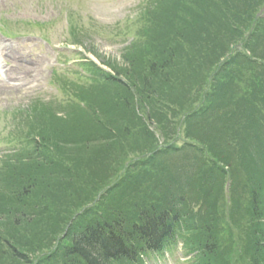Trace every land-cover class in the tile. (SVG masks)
<instances>
[{"label":"rangeland","instance_id":"rangeland-1","mask_svg":"<svg viewBox=\"0 0 264 264\" xmlns=\"http://www.w3.org/2000/svg\"><path fill=\"white\" fill-rule=\"evenodd\" d=\"M236 1L0 0L2 189L8 184L21 188L24 183L21 173L25 167H10L9 163L34 156V144L27 141L29 137L36 135L41 143L52 147L42 139L45 136L58 149L68 152L70 157L84 156L90 146L94 148L93 145H80V140L76 144L69 143V138L62 134L64 128L56 127L64 125L60 123L78 113V108L70 100H75L82 93L83 99L88 96L94 98L102 122L109 123L117 133L112 137V144H106L107 152L115 149L119 151L118 157L121 154L120 157L127 156V159L138 157L126 168L127 173L123 172L116 178L122 181L129 175L135 181L126 196L129 202L134 203L129 206L146 205L152 200L161 206L172 205L170 199L176 202L175 208L182 222L176 225L167 251L162 252L163 257L152 255L146 264H205L206 261L211 264H264V194L251 188L256 184L264 186V168L255 174L254 169L259 165L256 162L255 166L250 161L251 173L247 174L244 165L226 167L215 159V147L220 150L226 147L221 143L228 146L236 144L241 134L253 136L254 130L259 132L261 126L262 137L258 140L253 138L251 142L262 147L261 162L264 163V98L260 104L256 102V110H260L253 114L256 122L243 127L241 134L238 124L232 122L235 114L249 110L256 94L264 97L262 59L244 63L243 58V55H249L245 45L251 33L254 37L250 41L260 48L264 45L263 35L255 30L264 19V0H240L237 6ZM180 24L182 26L178 27ZM179 28L192 29V34L186 36L187 42L200 31L202 37L208 35L206 39H215L217 53L221 52L220 43L229 49L221 59L218 58L221 66L204 80L199 94L194 96L191 93L186 100L181 96L189 88L186 89L190 79H184L181 66H187V74L193 77L192 70L201 69L200 59L205 58L211 49L201 37L199 50H189L190 56L200 59L194 60L195 63L193 60L179 63L178 56L184 48L188 50L183 40L175 38L179 34L175 31ZM168 39L169 42L163 45ZM80 56L86 60V65L79 64L83 61ZM134 57L135 63H142L143 67L141 71L137 70L130 82L133 87L130 100L123 101L114 96L119 93V87L106 86L99 74L101 71L113 74L119 70L120 78L127 83L129 78L125 76L124 69L130 67ZM224 59L227 63L223 62ZM166 80L167 85L161 87ZM149 81H154L159 89L154 90ZM203 91L208 93L205 98ZM203 105L205 107L199 111ZM119 110L129 113L130 118L119 122ZM42 113L45 115L39 125L38 116ZM218 117H222L221 124L229 132L225 138L223 134H217L215 139L214 131L210 129ZM235 119H239L238 115ZM168 120L173 122L168 124ZM125 125L130 127L128 131H125ZM153 136L157 138V149L174 148H168L155 159L149 158L154 153L139 155L154 146ZM61 150L54 152L53 148H46L48 156L38 159L40 162L47 158L63 163ZM14 152H19V155L9 157ZM212 166L218 168L217 173L206 169V176H192L194 167L202 171V168ZM41 167L43 178L48 177L46 174L54 175L45 172L60 169ZM86 170L91 176L86 182L81 180L78 188H72L71 199L58 198L59 208H55L53 213L57 223H63L66 218L67 214L63 212L66 205L68 209L74 206L72 210L78 206L87 207L95 197L99 208L92 216L99 220L111 216L114 217L111 219H116L117 214L102 204L111 184L98 189L104 183H112L108 171H97L98 167H87ZM51 179H58V176ZM226 181L230 185L228 196L222 188ZM43 189V185H37L33 196L36 197ZM96 191L101 195L97 197ZM252 191L258 195L256 213H251ZM117 206L124 210L128 207L127 202ZM37 226L44 230L45 222L41 221Z\"/></svg>","mask_w":264,"mask_h":264},{"label":"trees","instance_id":"trees-1","mask_svg":"<svg viewBox=\"0 0 264 264\" xmlns=\"http://www.w3.org/2000/svg\"><path fill=\"white\" fill-rule=\"evenodd\" d=\"M239 2L240 0L234 3L237 6L239 5ZM230 5L235 7L232 3H230ZM179 6L180 4L177 6V9ZM260 21L262 24L255 30H258L264 37V19ZM181 26L182 25L180 24L178 27ZM182 29L187 30V32ZM191 30L192 29L190 28H179L175 31V33L178 31L179 34L175 35L174 33L175 38L183 40L188 47V50L184 48L182 54L178 56L179 63H184V60L189 63L193 60L195 63L194 60L200 59L194 55L190 56L189 54V50L191 49L199 50L202 40V35L200 34V31H198L196 35L191 36L190 41H185L186 36L192 34ZM255 30L253 32H255ZM206 36L208 35H204L202 38L205 39L211 50L206 54L205 58L200 59V61L202 60L200 63L201 69L196 70L194 68L192 70L193 77H189L185 70L187 66H181L180 71H182L184 79H190V83L186 89L189 88L184 95L181 96L182 100H186L188 98L187 95L191 93H193L194 96L199 94V89H201L202 84H204V80L216 68L218 69V67L221 66L222 62H220L218 58L221 59L224 54L229 51L224 43H220L219 46L221 52L217 53L214 49L215 39L213 40L211 37L206 39ZM253 37L254 34H251L246 38V45L245 40H243L249 54L243 55L244 63H254L256 58L262 59L261 63H264V45L261 48L255 45L253 41L249 40ZM168 42L169 39L167 42H164L163 45ZM210 42L213 43L209 45ZM135 62L136 60L134 57L133 62L130 63V67L124 69L125 76L129 78V81L126 84H122L123 81L119 79V76L121 75L119 70L115 71V75L101 76L102 81L106 86L119 87V93L114 96L123 101L130 100V96L133 93V87L130 82L134 78V74L137 70L141 71L143 67L142 63L136 64ZM223 62L227 63L226 59H224ZM154 65L156 66L157 64L155 63ZM152 68L155 67L152 65ZM144 80L147 79L144 77ZM166 83L167 80L163 82L161 87H165L167 85ZM178 83L180 85V82ZM202 94L203 98H205L208 93L207 91H203ZM77 98L80 103L76 104L73 102L72 105L78 108V113L70 116L67 121L60 123L64 125H57L56 127L64 128L62 134L69 138V143L76 144V141L80 140L78 141L80 145H93L94 148L90 146L84 156L74 157L71 155L70 157L68 152L58 149L55 143L46 139L45 136H42L44 141L50 143L54 152L61 150L65 156L60 152V159L65 161V164L68 161H71L72 169L64 168L65 164L64 166H54L60 167V169L57 171L45 172L54 173V175L50 177L49 174H46L48 177L43 178L44 176L42 174L44 172L42 171L43 167L41 166L45 165L50 167L51 159L46 158L45 161L40 162L38 157L28 156L25 157V159H28L24 163L21 161H14L11 162L12 164H9L10 167L14 165H20L21 168L23 166L25 167V171L21 173L24 178V183L21 184V188L19 186L13 187L8 184L2 189L4 184L0 181V264H112L114 262H125V264H128L137 261V259L146 251L159 250L163 245L165 238H170L172 236L173 229L171 228V224L172 222L174 223L179 220V212L177 213V210H174L176 206L174 199L169 200L172 205L164 207L155 203L154 200L148 201L146 205L138 206L140 204H137V209L133 213H131L130 206L125 210L124 208L117 206L118 204L129 203L126 196L129 194L131 186L135 184V181L129 178L130 176H126L122 181L119 179L116 180V178H118V171L126 164L130 166L132 161L138 159V157L128 160L127 156L120 157L122 154L118 157V150L114 149L107 152L108 147H106V144L108 142L109 144H112V137L117 133L113 128L109 127V123L102 122L100 115L95 108L97 107V103L94 98L88 96L83 99L84 97L82 94ZM263 98L262 95L256 94L254 100L250 102L249 110L234 115L232 122L238 124L237 129L239 130V134H241L240 130L243 127L251 126L252 122L253 124L256 122L257 118H255L253 114L255 111H260L256 110V102L260 104ZM83 106L88 107L90 111H85ZM180 107H182V105H180ZM203 107H205V105H203ZM202 108L200 111H202ZM119 113L121 116L119 122H125V120L130 118V114L124 110H119ZM196 114L198 115V111ZM44 115L45 113H42L38 117L39 125L42 123V117ZM236 115H238V120L235 119ZM221 118L218 117L217 123L210 129L214 131L215 139L218 137L217 134H223V138H225L226 134L229 132L226 126H222ZM95 126H97L98 129H95ZM124 128L125 131H128V128L130 127L125 125ZM166 132L168 131H165V135ZM261 137L260 126L259 132L255 129L253 136L248 137L241 134L240 141H234L237 146L236 144H230L228 146L225 143H221L226 147L220 150L214 146L216 149L215 159L217 158V162L226 167H239L244 165V170L247 174L251 173V169L249 168L250 161H252L255 166L257 162L259 166L254 169L256 174L264 168V163L261 162L263 159L261 156L263 151L261 146L254 145L251 140L253 138L258 140ZM151 140L154 141V146L145 152L138 153L139 155L154 153L153 155L149 156V154L148 156L150 159H155V157L162 156L168 148H174L173 146H166L163 149H157V138L153 136ZM31 141L33 144L35 143L34 138L31 139ZM245 141H247V143H245ZM97 143H100V145H95ZM38 146L39 143L37 142V147ZM34 148L37 149L35 146ZM218 152L219 154L217 155ZM45 156L47 157L48 154ZM152 161L155 160H150V162ZM105 163L108 165L105 166ZM87 167H98L99 170L97 171L107 170V174L110 175L109 179L112 178L116 180L107 189L102 204H104L106 209H110L112 213L117 215L126 213L128 217H116V219H113L110 222L98 221V219H95L92 216V214L95 215L96 210L99 208V206L96 205L97 201L95 204L86 207L84 213L72 223V227L69 231L73 234L71 239H64V237L58 239L60 230H57L54 225L55 223L57 225L59 223H57V217L53 216L55 208H59L58 198L63 200L71 199L73 195L71 193V187L76 185L75 188H78L81 182L78 181V183H74V178L78 175V179L82 180V178H84L83 181L86 182L87 177L91 176L90 171L86 170ZM206 169L212 171L213 174L218 171V168L215 166H212L211 168H202V171L194 167L192 176L196 178H199L201 174L206 176L204 172ZM1 175L2 172L0 170V179ZM18 175L16 178H19ZM57 176L58 179H51ZM199 181L200 180H198L197 183H199ZM14 182H16V179ZM108 184L109 182L106 184L104 183L98 189H102L104 185ZM196 184H194V186ZM37 185L44 186V189L38 193V198L25 197L34 194ZM251 188L253 191L255 190L254 188L259 189L261 190L260 192L264 194V186H257L256 184L255 187ZM253 191L251 192L252 201L250 206L251 213H256L259 205L256 201L258 195ZM96 193L97 191L95 194ZM212 204L213 202L210 201V206H212ZM73 208L74 206H69L68 209L67 205L63 208V212L67 214L65 221L69 220L72 214L75 213L76 209L72 210ZM130 214L132 215L130 216ZM41 221H43V223L45 222L44 230L42 227L37 226ZM12 226L14 228L20 227L22 230H13ZM75 233L79 234L75 236ZM58 241L61 242L58 244L57 248H55V244ZM213 246L215 245H212V247ZM44 250H46V253H44ZM60 253L63 257L70 256L67 260H63L59 257Z\"/></svg>","mask_w":264,"mask_h":264}]
</instances>
